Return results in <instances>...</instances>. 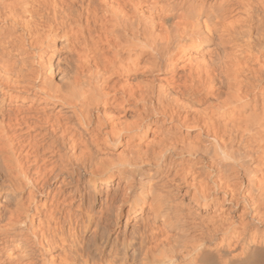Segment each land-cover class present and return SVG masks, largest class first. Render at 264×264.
Listing matches in <instances>:
<instances>
[{"label":"bare ground","instance_id":"obj_1","mask_svg":"<svg viewBox=\"0 0 264 264\" xmlns=\"http://www.w3.org/2000/svg\"><path fill=\"white\" fill-rule=\"evenodd\" d=\"M0 264H264V0H0Z\"/></svg>","mask_w":264,"mask_h":264}]
</instances>
